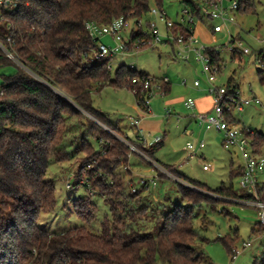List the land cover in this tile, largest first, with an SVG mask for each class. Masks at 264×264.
I'll return each mask as SVG.
<instances>
[{
	"label": "trees",
	"instance_id": "trees-1",
	"mask_svg": "<svg viewBox=\"0 0 264 264\" xmlns=\"http://www.w3.org/2000/svg\"><path fill=\"white\" fill-rule=\"evenodd\" d=\"M183 2L193 15L204 19L198 0ZM153 3L164 6L163 0H18L13 10L2 7L0 41L24 68L0 48V66H17L0 89V264H199L204 253L196 250V242L208 239L201 234L207 226L195 225L197 208L204 203L215 208L222 198L264 200V182L257 195L235 186L233 177L242 174V165L232 166L228 184L212 189L180 176L172 166L158 163L217 196L176 181L181 202L163 213L159 204L151 206L141 192L125 195L127 187L122 183L107 182L99 175L102 171L109 174L120 160L124 164L130 162L131 153L128 144L103 130L107 141L101 145L103 139L99 138L98 143L106 154L97 163L93 162L87 176L98 194H103L110 204L112 217L103 220L100 233L84 225L64 232L39 226L41 214L53 211L57 205L55 183L46 176L52 160L63 161L67 157L60 144L66 134V119L80 114L74 104L112 124L94 106L93 92L107 85L132 89L133 78L150 75L126 64L113 70L108 67L113 58H95L99 40L91 36L87 22L108 23L120 16L143 17ZM248 5L243 11L255 9V0H249ZM214 57L219 61L221 55L215 53ZM258 68L260 73L264 72V66ZM234 83L238 84L231 77L228 84ZM163 87L168 94L171 82H165ZM58 89L64 90L68 97ZM114 128L128 138L121 126ZM254 130L250 138L262 150L264 132ZM163 139L164 135L152 145L138 147L154 161L155 150L164 144ZM90 152L98 156L99 149L91 144ZM81 171L80 167L78 177ZM160 176L169 177L162 173ZM84 207L76 210L77 213L85 220H95V203L90 201ZM220 212L232 215L230 207ZM263 231L264 227L257 221L252 233ZM222 240L232 259L237 239L227 236Z\"/></svg>",
	"mask_w": 264,
	"mask_h": 264
},
{
	"label": "rangeland",
	"instance_id": "rangeland-1",
	"mask_svg": "<svg viewBox=\"0 0 264 264\" xmlns=\"http://www.w3.org/2000/svg\"><path fill=\"white\" fill-rule=\"evenodd\" d=\"M163 5L169 17L175 21L180 19L182 10L186 7L183 0H163ZM152 19L153 16H145L143 24ZM215 23H217L216 19L204 17L203 20L196 19L194 26L196 35L204 44L217 46L220 49L224 67L218 74L217 83L226 84L233 77L234 82L240 85L242 97L257 95L264 101V82H261L264 72L260 73L258 70L263 64L258 61L257 55L258 51L264 48V0H255V9L251 11H237L235 22H227L226 29L213 37L210 30L212 31ZM162 28L164 29V26ZM230 35L239 38L243 45L250 47L254 53L245 55L243 62L237 60L238 56L233 57L232 52L223 46L228 42ZM103 41L109 42L110 38L105 36ZM111 62L113 70H116L120 64H134L138 70L154 77H167L172 84L170 94L168 93L166 97L157 96L152 101L154 114L151 117L162 120L161 125L158 130L145 129L149 133V140L153 136L164 135V144L155 150L154 161L163 166H172L180 176L194 179L212 189L228 184L232 177V166L236 168L244 162L241 152L235 146L228 147L224 144L223 132L216 129L206 131L200 127L190 115L191 110L183 102L188 97L200 96L208 87L205 73L201 70V63L195 59L184 61L177 58L172 46L163 43L130 54L118 55ZM17 64L24 68L23 65ZM16 70L17 66L13 64L0 66V89L7 83V76ZM197 78L201 79V85L198 87L194 86V80ZM184 80L186 84L183 83ZM59 91L67 95L64 90ZM93 93L94 106L105 113L112 124L96 118L72 102L79 109L80 114L66 119V134L60 148L64 152L63 155L68 158L63 161L52 160L48 169L46 178L55 183L57 205L53 211L41 214L38 224L44 229L64 232L72 227L84 225L91 231L100 233L103 220L112 217L110 204L103 194H98L94 189V182L87 176V170L93 167V162L97 163L100 157L106 154L103 146L100 148V144L107 141L104 140L106 138H103L102 131H108V134L111 133L128 144L126 140H135L137 136V128L131 124L130 117L139 118L144 113L137 104L134 91L127 87L107 85ZM173 99L174 103H171L170 100ZM165 106H170L173 111L168 117H164ZM235 116L240 120L241 127H252L264 132V105H246L242 111L236 110ZM92 125L93 127H90ZM114 125L121 126L124 133L128 134V138L122 137L115 130ZM99 138L103 139L100 144ZM201 139L205 140V146L199 150L198 156L187 159L188 155L184 150L187 142H198ZM91 144L95 149H99L100 155L91 154ZM154 161L146 160L138 153L132 152L130 162L124 164L120 160V164L109 174L102 171L103 174L100 172L99 175L107 182L122 183L127 187L125 195L134 192L132 188L136 186V192L146 195L151 206L159 204L163 213L181 202L182 196L176 181L217 197L215 193L196 187L172 172L165 173L162 167L158 169V165L154 166ZM204 165H208V169H204ZM80 167L82 171L78 177ZM161 173L169 177H161ZM156 175L160 176L156 180V186L150 185L143 190L140 178L152 179ZM262 179L264 180V175ZM239 180L240 176L233 177L237 188H240ZM69 183L70 187H68ZM222 199L215 208L204 203L196 209L198 215L195 217V225L207 226V228L203 227L201 234L208 239L196 242V250L204 253L199 264H229L231 253L222 240L227 236L237 239L235 246L241 251L235 264H253L255 261L257 264H262L264 238L255 239L252 233V228L258 221L257 211L253 206L241 203L240 198ZM90 201L97 207V218L92 221L85 220L76 211L86 209L84 205ZM226 207L231 208L232 215L220 212ZM248 240H253V245L244 249L243 243Z\"/></svg>",
	"mask_w": 264,
	"mask_h": 264
},
{
	"label": "built area",
	"instance_id": "built-area-1",
	"mask_svg": "<svg viewBox=\"0 0 264 264\" xmlns=\"http://www.w3.org/2000/svg\"><path fill=\"white\" fill-rule=\"evenodd\" d=\"M18 0H0L2 7L13 10L17 5ZM202 9V14L211 20H217L212 26L213 37L218 33L223 32L227 27V22H235L236 12L245 10L249 5V0H198ZM146 16H153L154 19L143 24V17H124L120 16L108 23H99L96 21L87 22V29L91 36L98 39V49L95 53V58L102 59L111 57L115 59L118 55L130 54L135 51L143 50L149 47L163 43L164 45H171L175 56L184 61L197 60L201 63V70L205 73L208 87L207 92L213 99L212 108L210 110H197L196 99L188 97L184 100V104L191 110L192 117L206 131L216 129L224 134V144L228 147L235 146L239 149L243 157L242 174L240 175V187L249 193L258 194V188L264 180V152L263 149L257 148L256 144L250 138L255 130L251 127H241L240 120L235 116V111H242L246 105L258 104L264 105V101L257 95L242 97L239 84H218V74L224 67V60L222 57L217 61L214 54L219 53L220 49L217 46H208L204 44L196 35L195 15L190 11V7L186 6L182 10V15L179 20H172L164 7L152 5ZM176 22L179 27L175 28ZM164 26V29L162 28ZM107 36L110 38L109 42L103 41ZM232 52L233 57L238 56L239 61H244L245 55H251L254 52L250 47L244 46L243 42L233 35L229 36L227 43L223 45ZM0 48L5 51L6 56L22 65L15 54L5 49L3 43L0 41ZM209 50H214L209 52ZM214 52V54H213ZM258 61L264 66V48L259 50ZM129 68H136L134 64L127 65ZM261 66V67H263ZM108 67L113 69L112 62ZM170 82L167 77L160 79L152 75L137 76L132 79V90L136 95L138 106L142 109L144 116H151L154 114L152 101L155 97H166L167 93L164 90L163 84ZM185 84L186 81L184 80ZM195 86L201 85V79L194 80ZM164 117L170 116L173 111L170 106L164 107ZM131 124L137 128V136L133 141H128V146L131 148V153H138L144 158L149 157L138 147L139 144L152 145L160 141L163 135L159 134L153 136L151 140L148 139L149 133L141 125V117L132 118ZM204 139L198 142L188 141L185 147L187 151V159L198 156L199 150L205 146ZM151 160V159H149ZM152 161V160H151ZM156 165L162 167L155 162ZM208 169V165L203 166ZM165 173L171 174L164 167ZM160 169V168H159ZM159 175L153 176L152 179L141 177V187L156 186ZM83 183H86L83 181ZM70 187V183L68 184ZM134 192L137 187H133ZM241 203L251 205L255 208L258 214V221L264 227V200L257 197L250 200H240ZM255 239H263L264 231L254 234ZM243 247L248 248L253 245V240H248L243 243ZM241 254L237 248L234 249V255L229 264H235L236 259Z\"/></svg>",
	"mask_w": 264,
	"mask_h": 264
},
{
	"label": "crops",
	"instance_id": "crops-1",
	"mask_svg": "<svg viewBox=\"0 0 264 264\" xmlns=\"http://www.w3.org/2000/svg\"><path fill=\"white\" fill-rule=\"evenodd\" d=\"M211 33H212V31H211ZM194 86H195V84H194ZM171 89H172V84H171ZM170 93H171V90H170L169 94ZM195 99H196V108H197V110H207V109L211 108V106H212V98L208 94L207 90L204 91V93H202L200 96L196 97ZM170 102L174 103V99L170 100ZM190 115H192V114H190ZM141 122H142L141 125L146 130L151 131L153 129L158 130L159 126L161 125L162 120H156V119H154V117H151L150 115L149 116H144L143 114H141ZM184 150H185V148H184Z\"/></svg>",
	"mask_w": 264,
	"mask_h": 264
}]
</instances>
